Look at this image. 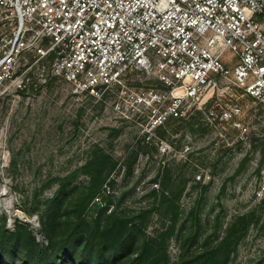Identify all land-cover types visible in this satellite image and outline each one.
<instances>
[{
	"label": "rangeland",
	"instance_id": "rangeland-1",
	"mask_svg": "<svg viewBox=\"0 0 264 264\" xmlns=\"http://www.w3.org/2000/svg\"><path fill=\"white\" fill-rule=\"evenodd\" d=\"M236 60L230 50L222 55L230 68ZM48 65L0 97L1 227L14 232L20 225L41 247L48 244L45 202L71 172L65 190L79 193L89 180L85 164L103 153L112 171L82 215L103 218L114 210L140 222L147 211L148 239L174 224L165 238L169 262L181 251L224 242L226 264H264V197L256 194L264 164L262 104L242 87L220 83L164 118L172 96L154 72L130 71L121 83L90 93L51 76ZM235 101L244 130L219 120ZM76 198L65 199L52 220L57 238L65 236ZM17 248L8 257L0 247V263L30 264Z\"/></svg>",
	"mask_w": 264,
	"mask_h": 264
},
{
	"label": "built area",
	"instance_id": "built-area-1",
	"mask_svg": "<svg viewBox=\"0 0 264 264\" xmlns=\"http://www.w3.org/2000/svg\"><path fill=\"white\" fill-rule=\"evenodd\" d=\"M44 61L51 76L90 93L130 71L154 72L172 96L164 118L220 83L264 106V0H0V97L31 71L40 76ZM241 112L231 102L219 120L244 130ZM257 181L261 198L264 164Z\"/></svg>",
	"mask_w": 264,
	"mask_h": 264
},
{
	"label": "trees",
	"instance_id": "trees-1",
	"mask_svg": "<svg viewBox=\"0 0 264 264\" xmlns=\"http://www.w3.org/2000/svg\"><path fill=\"white\" fill-rule=\"evenodd\" d=\"M107 163L110 166L105 168ZM85 167L89 180L80 189L81 193L70 196L73 191L65 190L66 182L69 183L75 175V172H71L60 180L56 194L45 202L50 209L49 214L44 216L48 244L41 247L31 233L20 225L14 232H7L0 226V247L5 256H11L18 245L20 257L30 264H226L227 251L224 242L199 252L181 251L176 261L169 262L165 238L172 233L174 224L169 225L154 239H148L142 232L147 211H141L140 222L114 210H110L103 218H87L82 215L96 196L105 177L112 171L113 162L108 155L96 153ZM68 197H77L76 212L69 221L65 236L57 238L53 234L52 220ZM20 227L25 232L23 238L20 237ZM137 239L139 243L134 250L133 245ZM4 240L10 242L4 244ZM7 264H12V261L9 260Z\"/></svg>",
	"mask_w": 264,
	"mask_h": 264
},
{
	"label": "bare ground",
	"instance_id": "bare-ground-1",
	"mask_svg": "<svg viewBox=\"0 0 264 264\" xmlns=\"http://www.w3.org/2000/svg\"><path fill=\"white\" fill-rule=\"evenodd\" d=\"M175 91H179V88H176Z\"/></svg>",
	"mask_w": 264,
	"mask_h": 264
}]
</instances>
